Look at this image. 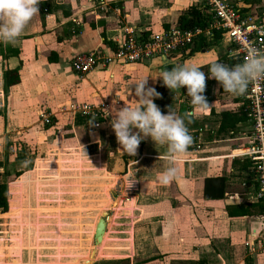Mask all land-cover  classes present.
<instances>
[{
	"label": "crops",
	"instance_id": "0c3cea01",
	"mask_svg": "<svg viewBox=\"0 0 264 264\" xmlns=\"http://www.w3.org/2000/svg\"><path fill=\"white\" fill-rule=\"evenodd\" d=\"M101 1L102 4L99 0H41L39 14L32 18L16 42L0 43V123L4 134L9 138L16 136L30 147V140L38 133L36 120L43 118V109H48L56 122H51L43 134L38 133L43 139L42 146L48 147L53 142L51 137L58 144L65 139L64 133L71 134L80 149L84 146L85 154L83 150L80 154L94 158L99 176L117 179L116 174L127 173L132 177L137 194L131 208L126 210L128 214L121 215L120 206L113 210L127 221L126 228L129 225L131 229L129 246L125 247L129 253L122 256L130 264H167L173 240L183 244L181 249L190 243L187 250L195 254L194 264H264V212L256 208L258 204L253 198L256 186L247 169H241L246 160L229 157L231 151L245 146L249 126L247 122H240L232 129L218 130L220 112L230 110L237 115L242 103H230L236 99L235 95L223 91L214 79H207L204 95L211 105L210 110L195 112L190 103H181L187 97L186 88L169 90L157 78L158 71L165 66L177 64L195 65L207 75L212 63L223 61L224 51L218 46L225 45L222 42L170 60L111 65L79 76L69 66L75 54L110 49L114 38L125 29L137 32L167 29L175 25L177 17L190 5L189 0ZM243 5L248 13L264 18V0H243ZM13 69L18 70L19 82L3 92L2 72ZM144 78H147V87H154L161 94L154 103L163 113L171 106L179 116L183 117L186 112L191 114L185 123L195 139L186 153L171 162L162 158L167 146L155 145L150 138L141 141L135 160L119 151L120 145L110 127L112 116H107L106 112L98 119L99 126L93 128L90 119L59 109L70 103H94L103 105L105 110L109 104L117 110L125 105L134 106L130 89ZM167 91H172V97L179 102L166 100ZM194 142L199 144V150L194 148ZM10 156L5 160V153L0 154V169L5 170L3 165L7 163L14 165V156L13 159ZM25 166L24 159L15 171L27 169ZM169 166L176 168V178L169 184H161L159 176ZM208 177L225 179L220 199H203L202 181ZM115 203H119L118 200ZM232 206L254 207L247 209L249 213L245 216L230 217L227 211ZM136 229L141 231L136 234L138 241L134 238L133 243ZM94 233L95 226L92 238ZM181 233L188 236L185 242L176 241ZM106 234L102 233L93 242L92 250H96L101 241L100 248H104ZM153 236L158 238L159 247L152 241ZM147 244L153 247L145 255Z\"/></svg>",
	"mask_w": 264,
	"mask_h": 264
},
{
	"label": "rangeland",
	"instance_id": "374dc122",
	"mask_svg": "<svg viewBox=\"0 0 264 264\" xmlns=\"http://www.w3.org/2000/svg\"><path fill=\"white\" fill-rule=\"evenodd\" d=\"M219 47L223 52L225 47ZM164 95L170 102H179V99L172 97V91ZM184 101L181 103H190L187 97ZM83 104L92 103H70V106L66 104L59 109L70 114L71 106L78 111ZM112 105L109 104L108 109ZM41 113L43 118L38 117L35 125L38 127L36 132L43 134L51 122L56 121L49 115L48 109H43ZM75 117H78L77 114ZM45 118L49 124L44 123ZM62 131L65 132V128ZM38 133L34 135L35 140H30L32 143L29 147L27 142L22 143L16 136H6L0 123V154H10V159H13L14 152L18 155L22 153L26 168H29V172L25 168L15 171L19 167L3 163L5 170L0 169V181L6 178L9 182L5 212L8 216L3 217L0 213V264H6V260L12 264H130L122 256L129 253L125 247L129 246L131 229L129 225L126 228L124 224L127 221L117 213L128 214L126 210L131 208L137 192L125 202L120 177L124 174H116L119 176L117 179L109 178V175L99 176L94 158L80 154L82 147L79 148L71 134L64 133L65 139L59 140L58 144L51 137L53 142L47 147L42 146L43 139ZM131 158L135 160V156ZM16 172H19L18 176H15ZM128 177L132 178L130 175ZM117 200L119 203H115ZM116 207L118 212L113 211ZM101 213L107 214L104 248H100L101 241L96 250H92L95 245L91 232ZM140 231L136 229L133 232V243L134 238L138 241ZM181 234L183 236H176L177 242L188 238ZM101 235L97 236L96 241ZM152 241L159 247L157 237L153 236ZM177 244L174 240L171 243L167 264H194L196 256L187 250L190 243L187 246L184 244L183 249L180 248L183 244ZM147 245L149 248H146L145 255L153 247L152 244ZM139 255H144V252Z\"/></svg>",
	"mask_w": 264,
	"mask_h": 264
},
{
	"label": "built area",
	"instance_id": "2783aa9c",
	"mask_svg": "<svg viewBox=\"0 0 264 264\" xmlns=\"http://www.w3.org/2000/svg\"><path fill=\"white\" fill-rule=\"evenodd\" d=\"M189 8L196 10L205 19L204 27L180 30L175 25L159 32H137L125 29L114 38L110 49H93L75 54L69 63L77 75L95 70H104L111 65L126 66L156 59H173L182 53H189L199 38L209 43L225 45L223 61L234 66L244 62L248 48L264 52V18L248 13L243 0H189ZM102 4V1L99 0ZM215 42H214V38ZM243 103V112L249 126V135L244 147L230 158L237 157L250 162L247 172L256 186L253 198L264 203V79L249 83L242 95H235ZM71 108L72 115L93 121L92 127L99 126L98 119L105 112L103 105L83 104L78 111ZM49 124L48 119H44ZM195 139L192 138V141ZM196 150L199 144L193 143ZM125 173L121 176V190L125 202L137 192L136 182ZM122 201V200H121Z\"/></svg>",
	"mask_w": 264,
	"mask_h": 264
},
{
	"label": "clouds",
	"instance_id": "9594fccd",
	"mask_svg": "<svg viewBox=\"0 0 264 264\" xmlns=\"http://www.w3.org/2000/svg\"><path fill=\"white\" fill-rule=\"evenodd\" d=\"M40 2L41 0H0V43L16 42L32 18L39 14ZM157 78L169 90L186 88L194 111L205 113L211 107L204 95L206 80L214 79L223 91L242 95L249 83L264 79V52L250 46L243 63L229 66L214 62L207 75L192 64H177L170 69L165 66L158 71ZM147 82V78H144L132 85L130 91L134 106L125 105L119 110L113 106L105 112L107 116H112L110 127L120 145L119 151L135 156L141 141L150 138L155 145L167 146V152L162 158L171 162L175 157L186 153L192 142L185 123V119L191 114L186 112L183 117L179 116L171 106L166 114L163 113L154 103L161 94L154 87H147ZM216 91L219 92V89ZM176 172L175 167H167L160 174L159 182L169 184L176 178Z\"/></svg>",
	"mask_w": 264,
	"mask_h": 264
},
{
	"label": "trees",
	"instance_id": "16d2710c",
	"mask_svg": "<svg viewBox=\"0 0 264 264\" xmlns=\"http://www.w3.org/2000/svg\"><path fill=\"white\" fill-rule=\"evenodd\" d=\"M205 25V19L199 15V13L194 10L193 8H188L186 11H184L182 14H180L177 17L175 26L178 27L180 30H190L195 27H204ZM216 37L214 38L215 42ZM215 43H209L207 44L204 39L199 38L194 44L192 45L189 54L193 52H197L202 49H206L211 45H214ZM52 59H49V61ZM169 69L171 68L168 67ZM19 82L18 78V70H4L2 72V88L3 92L10 86H13ZM230 103H240L238 99L232 100ZM233 111H222L220 112V123H219V131L232 129L236 123L240 122H246V117L243 112V103L239 108L237 109V115ZM135 131V130H134ZM7 154L5 153V160H6ZM24 161V158L22 154L18 155L16 154L13 159V163L16 166H21V163ZM1 166V164H0ZM250 166L249 161H245L241 165V169L245 170ZM26 167V166H25ZM29 170V168H27ZM19 172L15 173V176H18ZM224 178L220 177H208L204 178L202 181V197L204 200H212V199H220L223 196L224 192ZM7 181L5 178V181L0 183V213L3 214V217H7L8 213H5L7 211ZM258 205H256V208H258L261 212H264V203L263 202H257ZM254 206H232L228 208L227 215L230 217H237V216H245L249 212L247 209H250ZM6 257V255L4 256ZM150 258L147 260H144L143 262H147L149 260L154 259ZM6 264H11L8 260H6Z\"/></svg>",
	"mask_w": 264,
	"mask_h": 264
},
{
	"label": "water",
	"instance_id": "95a60500",
	"mask_svg": "<svg viewBox=\"0 0 264 264\" xmlns=\"http://www.w3.org/2000/svg\"><path fill=\"white\" fill-rule=\"evenodd\" d=\"M107 217L106 213H101L96 225H95V233L93 236V242H96V238L100 233H104V227H105V219Z\"/></svg>",
	"mask_w": 264,
	"mask_h": 264
},
{
	"label": "bare ground",
	"instance_id": "6f19581e",
	"mask_svg": "<svg viewBox=\"0 0 264 264\" xmlns=\"http://www.w3.org/2000/svg\"><path fill=\"white\" fill-rule=\"evenodd\" d=\"M236 152H237V150H233V151L230 152V154L231 155H235V154H237Z\"/></svg>",
	"mask_w": 264,
	"mask_h": 264
}]
</instances>
